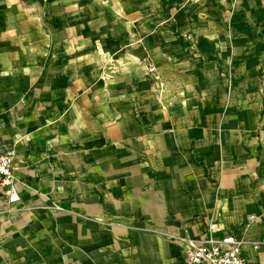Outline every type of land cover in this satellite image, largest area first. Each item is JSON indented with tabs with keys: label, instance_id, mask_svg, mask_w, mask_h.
Returning <instances> with one entry per match:
<instances>
[{
	"label": "crops",
	"instance_id": "0c3cea01",
	"mask_svg": "<svg viewBox=\"0 0 264 264\" xmlns=\"http://www.w3.org/2000/svg\"><path fill=\"white\" fill-rule=\"evenodd\" d=\"M49 8L0 0L1 116L34 138L23 151L0 137L1 148L17 149L24 188L14 210L0 202V264H187L181 241L211 236H233L247 264H264L259 102L242 98L235 75L227 84V72L159 88L133 73L117 85L88 83L92 67L61 51L63 36L50 51L48 30L43 86L23 105L2 93L19 80L8 73L5 42L24 20L59 24L62 6L52 18Z\"/></svg>",
	"mask_w": 264,
	"mask_h": 264
},
{
	"label": "rangeland",
	"instance_id": "374dc122",
	"mask_svg": "<svg viewBox=\"0 0 264 264\" xmlns=\"http://www.w3.org/2000/svg\"><path fill=\"white\" fill-rule=\"evenodd\" d=\"M48 2L50 18L62 6L64 16L59 24L42 27L40 19L33 25L24 20L18 37L14 33L10 43L5 42L11 55L6 63L8 73L19 80L2 84V93L10 92L23 105L32 100V90L43 86L42 39L49 30L55 42L50 51L57 47V37L63 36L61 51L78 53L92 67L91 75L83 76L88 83L117 85L125 73H133L143 75L145 82L151 76L149 83L159 88L173 81L189 83L192 78L211 82L215 75L227 72L226 83L232 84L235 75L236 83L242 85V98L253 96L264 110V0ZM5 36L0 31V41ZM151 67L157 72L150 73ZM1 108V140L6 145L12 139L24 151L34 138L22 131L17 135L2 117L5 111ZM165 237L170 240L169 235Z\"/></svg>",
	"mask_w": 264,
	"mask_h": 264
},
{
	"label": "built area",
	"instance_id": "2783aa9c",
	"mask_svg": "<svg viewBox=\"0 0 264 264\" xmlns=\"http://www.w3.org/2000/svg\"><path fill=\"white\" fill-rule=\"evenodd\" d=\"M149 72L156 73L151 67ZM17 149L15 146H0V202L14 210L23 197L22 180L18 174ZM219 226L209 225L210 232L217 231ZM185 245L187 264H247L242 253V244L233 236L223 239L203 237L200 239L182 240Z\"/></svg>",
	"mask_w": 264,
	"mask_h": 264
}]
</instances>
